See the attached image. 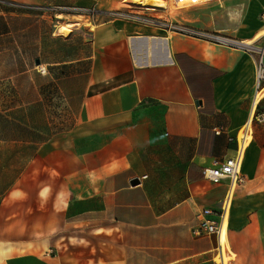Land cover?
<instances>
[{"label":"crops","instance_id":"crops-1","mask_svg":"<svg viewBox=\"0 0 264 264\" xmlns=\"http://www.w3.org/2000/svg\"><path fill=\"white\" fill-rule=\"evenodd\" d=\"M127 2L98 6L110 11ZM151 11L138 10L153 18ZM263 11L264 0H217L174 22L263 45L264 36L254 40ZM65 18L77 31L94 27L88 82L68 134L5 160L0 140V264H218V239L193 229L204 210L219 211L227 183L214 184L203 171L234 153L256 61L153 22ZM242 172L225 254L229 264H264L263 123L255 124Z\"/></svg>","mask_w":264,"mask_h":264},{"label":"rangeland","instance_id":"rangeland-1","mask_svg":"<svg viewBox=\"0 0 264 264\" xmlns=\"http://www.w3.org/2000/svg\"><path fill=\"white\" fill-rule=\"evenodd\" d=\"M187 11L151 12L164 23H173L174 15ZM0 18V140L5 160L14 153L26 156L27 150L40 151L73 128L89 78L88 34L94 27L76 18L86 27L77 31L76 24L58 21L53 14L7 3H0ZM61 25L71 27L70 35L58 33Z\"/></svg>","mask_w":264,"mask_h":264},{"label":"built area","instance_id":"built-area-1","mask_svg":"<svg viewBox=\"0 0 264 264\" xmlns=\"http://www.w3.org/2000/svg\"><path fill=\"white\" fill-rule=\"evenodd\" d=\"M91 6H77V5H49V6H22L11 4L16 7L39 9L44 12L53 14L58 21H64L66 16H80L86 19L87 22L92 23L94 19L100 17H107L112 19H124L139 22H150L159 24L168 30L183 34L187 37L218 45L221 47H228L244 52L256 61V82L254 93L251 99L249 114L244 125L239 129L237 135L233 138L235 141L234 153L230 157H226L223 161L215 162L212 167L205 168L204 177L214 184L227 183V191L221 203L219 211L204 210L202 212L203 220L194 227L193 233L196 236H215L219 243V252L222 247L223 229L226 226V239L228 237V220L230 216L231 207L233 204L234 192L240 183L243 181V164L246 157L247 150L254 138V127L256 123L264 124V112H259V105L264 97V44L258 45L257 41L247 43L237 38L219 33L204 31L194 27L181 24L178 22H163L158 18H148L144 13L138 12L145 7L135 5L127 2L121 8L104 11L99 8V0H90ZM176 4L182 7H195L217 0H173ZM2 3V1H0ZM264 20V11L262 13ZM43 71H45L43 69ZM222 129L217 131L221 134ZM215 217V218H214ZM218 252V251H217ZM220 254L218 253L217 256ZM218 264H223L218 262Z\"/></svg>","mask_w":264,"mask_h":264},{"label":"bare ground","instance_id":"bare-ground-1","mask_svg":"<svg viewBox=\"0 0 264 264\" xmlns=\"http://www.w3.org/2000/svg\"><path fill=\"white\" fill-rule=\"evenodd\" d=\"M131 3L135 5H139L142 7H145L148 10L152 11H158L160 9H172V10H181L188 7H182L178 4H176L173 0L168 2V0H129ZM71 28V27H70ZM66 25H61L58 27V33L63 36L67 37L71 33V29ZM261 36H264V29H262L254 38V40L259 39ZM247 43H250L249 41H246ZM253 43V42H251ZM226 226L223 229V236H222V247L220 249V255L216 257L218 262H221L223 264H229V258L226 256L225 252L227 250V244H226Z\"/></svg>","mask_w":264,"mask_h":264},{"label":"water","instance_id":"water-1","mask_svg":"<svg viewBox=\"0 0 264 264\" xmlns=\"http://www.w3.org/2000/svg\"><path fill=\"white\" fill-rule=\"evenodd\" d=\"M39 64H40V61L37 60V61H36V65H39ZM135 183H136V181H133V182H132V184H135Z\"/></svg>","mask_w":264,"mask_h":264}]
</instances>
